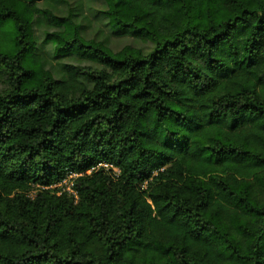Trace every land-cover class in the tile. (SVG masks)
I'll list each match as a JSON object with an SVG mask.
<instances>
[{
	"label": "trees",
	"instance_id": "trees-1",
	"mask_svg": "<svg viewBox=\"0 0 264 264\" xmlns=\"http://www.w3.org/2000/svg\"><path fill=\"white\" fill-rule=\"evenodd\" d=\"M68 1L0 0V264H264V0Z\"/></svg>",
	"mask_w": 264,
	"mask_h": 264
},
{
	"label": "rangeland",
	"instance_id": "rangeland-1",
	"mask_svg": "<svg viewBox=\"0 0 264 264\" xmlns=\"http://www.w3.org/2000/svg\"><path fill=\"white\" fill-rule=\"evenodd\" d=\"M40 4L41 5H44V6H48L49 5L55 12H58V13H66V12H68L70 10V7L71 6L75 7V5H76V3H71L68 0H40ZM93 7H98L97 6V3H95V0H93V2H91V8L90 9L87 6H86V9H81V8H76L75 9L74 8L76 10V12L80 13L78 15V20L84 21L83 23H87L86 24V28L84 29V31L86 32V34L89 37L94 36V33H96V31L98 29H104V30H106L105 27H102L103 24L99 20V18L96 17V16H93L94 15V12L91 11ZM104 39H105L106 42H108L109 44L113 45L114 47L117 46L116 41L110 39L108 33H106ZM123 40H127V39H123ZM122 42H127V41H122ZM72 177L73 176H69L66 180H64L62 182L63 184L64 183L67 184V186L65 187L66 189H69L70 188L71 180L69 178H72Z\"/></svg>",
	"mask_w": 264,
	"mask_h": 264
},
{
	"label": "built area",
	"instance_id": "built-area-1",
	"mask_svg": "<svg viewBox=\"0 0 264 264\" xmlns=\"http://www.w3.org/2000/svg\"><path fill=\"white\" fill-rule=\"evenodd\" d=\"M69 176H73V177H74V176H76V174H70ZM69 176H68V177H69ZM69 179H71V178H69Z\"/></svg>",
	"mask_w": 264,
	"mask_h": 264
}]
</instances>
